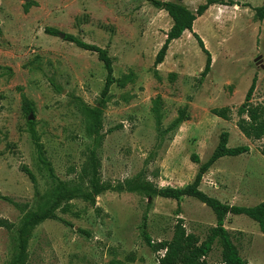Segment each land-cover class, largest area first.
<instances>
[{"label": "rangeland", "instance_id": "374dc122", "mask_svg": "<svg viewBox=\"0 0 264 264\" xmlns=\"http://www.w3.org/2000/svg\"><path fill=\"white\" fill-rule=\"evenodd\" d=\"M159 1L178 2L195 12L208 0ZM216 1L236 6H211L193 24L211 57L208 75L200 77L205 56L185 32L169 45L156 79L154 59L172 21L146 0H0L1 220L18 226L59 182L84 189L82 169L90 151L99 160L104 184L143 173L158 188H182L197 172L190 156L205 162L222 132L229 134L228 147L247 146L249 153L220 159L203 176L200 190L229 206L251 208L262 202L264 138L247 140L239 128L247 116L237 112L243 106L247 111L264 107V21L253 20V9L264 0ZM60 35L107 51L114 79L107 98L100 95L106 72L96 54ZM254 79V93L245 104ZM156 98L161 101L160 129L151 112ZM24 99L31 113L24 110ZM81 107L101 112L97 136ZM222 109L228 110L225 120L213 114ZM158 132L163 136L158 138ZM36 142L51 172L40 163ZM68 205L66 212L63 203L56 212L66 225L49 220L33 230L27 264H158L163 252L155 254L146 246L143 223L154 244L170 241L178 220L200 241L216 225L211 210L189 198L177 203L106 192L95 199L97 210L82 200ZM224 227L247 264H264V236L257 224L228 215ZM16 250L15 232L0 228V264L8 263ZM220 258L215 243L207 261L219 264Z\"/></svg>", "mask_w": 264, "mask_h": 264}, {"label": "trees", "instance_id": "16d2710c", "mask_svg": "<svg viewBox=\"0 0 264 264\" xmlns=\"http://www.w3.org/2000/svg\"><path fill=\"white\" fill-rule=\"evenodd\" d=\"M154 8L164 11L172 21L170 30L165 35V40L157 52L154 59V72L153 75L158 78L157 67L164 61L169 45L181 36L188 32L196 40L197 45L203 55L205 56V65L201 73V78H205L211 69V57L209 52L205 49L203 42L193 32V24L197 18L207 11V9L214 5L219 6H236L233 2L229 1L227 4L216 0H208L204 5L199 6L195 12L189 11L185 6L178 2H162L159 0H146ZM253 20L261 23L264 21V1L261 7L253 9ZM47 33L51 36H57L58 31L54 29H47ZM65 41L74 44L77 48L96 54L98 61L102 63L106 72L105 82L101 91V98L108 97L111 86L114 83L112 59L109 57L106 50L98 48L93 45L84 43L83 41L73 36L65 35ZM256 80L254 79L245 94L244 103L249 104L255 90ZM123 87L124 83H120ZM24 104H28L27 100H23ZM160 99L156 98L152 102L151 112L154 116L157 129L161 127ZM250 107V106H249ZM28 113L32 110L27 106L24 109ZM81 114L90 122L89 127L93 135L97 136L101 130V112L97 109L90 110L86 107L80 108ZM227 109L213 110V114L221 119H227ZM238 116H247V120L240 123L239 128L242 135L250 141H260L264 138V107L262 105L251 106L247 111L245 107H240L237 112ZM176 120L175 125L179 124ZM29 125L33 123L28 122ZM163 134L158 132V138ZM229 134L222 132L219 135L218 143L211 153L210 157L201 162L196 154L190 156V161L197 165V172L193 181L182 188H158L151 182L147 181L143 173L138 174L136 177L125 180L121 183L111 185L101 182L99 168L100 163L96 158L93 151L87 158V163L82 169V176L87 179L85 188L75 187L71 183H57L54 191L48 197H43L40 204L34 211H27L24 213L21 222L18 226H14L5 220L0 219V228L8 231H14L17 237V250L13 258L6 264H27V246L31 238L33 230L40 224L55 220L65 224L63 220L57 217L56 212L63 203L62 211L66 212L67 207L73 200H82L89 203L95 208V199L106 192L116 193H135L145 197L146 200L153 198H161L172 200L180 203L182 199L189 198L195 200L207 208H209L215 217V227L209 229L206 238L200 241L198 237L192 234H187L182 225V221L178 220L174 226L173 235L170 241H164L154 244L145 231V223H143V230L141 238L149 249L158 254L163 252V255L158 258V264H209L207 258L212 252L213 245L217 243L221 248V258L219 264H247L239 255L237 247L233 244L229 232L225 229V219L228 215L244 216L257 224L261 234L264 236V199L262 202L251 208L229 206L221 203L219 200L210 197L200 190V185L203 176L222 158H237L249 153L247 146L228 147ZM38 159L41 164L48 167L51 172L50 166L47 163L42 146L36 142ZM264 157V150L261 151ZM22 171L28 176L32 183H35V178L31 171L27 168H22ZM15 207L17 205L11 200L6 199ZM61 209V208H60ZM97 210V208H95ZM66 225V224H65Z\"/></svg>", "mask_w": 264, "mask_h": 264}, {"label": "water", "instance_id": "95a60500", "mask_svg": "<svg viewBox=\"0 0 264 264\" xmlns=\"http://www.w3.org/2000/svg\"><path fill=\"white\" fill-rule=\"evenodd\" d=\"M64 37H65L64 35H60V38L63 39ZM28 120H29V122H31L33 120L32 116H29Z\"/></svg>", "mask_w": 264, "mask_h": 264}]
</instances>
